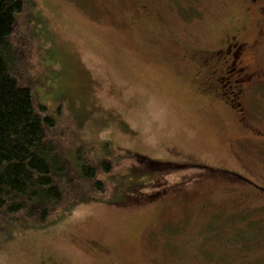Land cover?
I'll use <instances>...</instances> for the list:
<instances>
[{"label": "rangeland", "instance_id": "obj_1", "mask_svg": "<svg viewBox=\"0 0 264 264\" xmlns=\"http://www.w3.org/2000/svg\"><path fill=\"white\" fill-rule=\"evenodd\" d=\"M23 2L11 69L69 168L47 222L0 212V264H264V85L242 105L248 135L229 112L240 76L209 96L191 63L235 30L256 44L264 16L249 0ZM240 61L264 73V44Z\"/></svg>", "mask_w": 264, "mask_h": 264}, {"label": "trees", "instance_id": "obj_2", "mask_svg": "<svg viewBox=\"0 0 264 264\" xmlns=\"http://www.w3.org/2000/svg\"><path fill=\"white\" fill-rule=\"evenodd\" d=\"M23 7V0H0V212L14 217L12 224L47 222L64 201L61 180L69 168L58 144L48 138L55 124L48 107L35 104L31 89L11 69L18 52L12 35ZM82 158L77 159L80 173L103 193L104 182L95 178L98 167ZM99 168L110 170L106 162Z\"/></svg>", "mask_w": 264, "mask_h": 264}, {"label": "flooded vegetation", "instance_id": "obj_3", "mask_svg": "<svg viewBox=\"0 0 264 264\" xmlns=\"http://www.w3.org/2000/svg\"><path fill=\"white\" fill-rule=\"evenodd\" d=\"M249 2L251 6L246 7V13L249 14L254 11L256 16H264V0H249ZM243 32L244 31L238 32V30H235L233 32L235 37H229L228 39L225 38L219 46L215 47L208 53L211 55L210 57H204L198 61L197 59H192L191 63L194 65L193 75H195V77L197 78L201 76L203 77V82L201 85L202 89L200 90L209 96L217 95L220 90L222 92L220 94L223 97L228 96L227 93H225L224 85H222L223 74L226 75V79L228 81H230V79L228 78L229 75H232L233 73H235V75L237 76H240L238 79H233L232 81H230V83L235 84V86L232 85V87L236 88L237 91H231L229 95H233L234 97V93L235 95H238L241 92L240 98L241 100H243V104L240 101H237L235 104L233 100L231 103L230 100L229 112L232 113L233 116H235L234 118H236V123L238 126V122L241 123V126L239 127L242 128L246 134L260 135L259 132H256L254 130V127L251 126V123L246 118V109L245 107H242V105H244L245 103L246 94L248 93V91L253 90L257 85H264V73L257 72L256 70H251L248 65H243V62L240 61V57L246 51L256 53L257 45L262 47L264 44V38L260 37V40L256 42V44L255 42L249 43L248 41L243 40L242 37H240V34H242ZM261 32L264 37V31ZM237 64L241 66L237 68ZM220 75L222 76L220 77ZM221 95L219 96L222 97ZM216 102L218 103V105L227 108L225 102ZM227 172L232 174L234 177H240V179H244L234 172Z\"/></svg>", "mask_w": 264, "mask_h": 264}]
</instances>
